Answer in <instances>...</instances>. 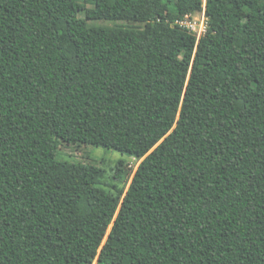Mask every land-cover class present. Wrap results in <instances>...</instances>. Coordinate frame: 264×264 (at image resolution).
<instances>
[{"label":"trees","instance_id":"obj_1","mask_svg":"<svg viewBox=\"0 0 264 264\" xmlns=\"http://www.w3.org/2000/svg\"><path fill=\"white\" fill-rule=\"evenodd\" d=\"M83 1L0 0V264H264V0Z\"/></svg>","mask_w":264,"mask_h":264},{"label":"rangeland","instance_id":"obj_2","mask_svg":"<svg viewBox=\"0 0 264 264\" xmlns=\"http://www.w3.org/2000/svg\"><path fill=\"white\" fill-rule=\"evenodd\" d=\"M84 3L83 0H80ZM92 8V6H88ZM86 18L85 13H81ZM90 26L115 27V28H143L142 24L127 22H113L106 20L88 21ZM56 158L62 162L91 164L103 171L100 187L120 200L119 209L128 193L132 180L143 159L131 157L115 150L90 145L68 144L62 140L56 143ZM96 264V262H95Z\"/></svg>","mask_w":264,"mask_h":264},{"label":"built area","instance_id":"obj_3","mask_svg":"<svg viewBox=\"0 0 264 264\" xmlns=\"http://www.w3.org/2000/svg\"><path fill=\"white\" fill-rule=\"evenodd\" d=\"M207 0H204L202 10L196 13L187 14L176 20L175 26L188 31L197 39V45L205 37L209 30V18L206 13Z\"/></svg>","mask_w":264,"mask_h":264}]
</instances>
